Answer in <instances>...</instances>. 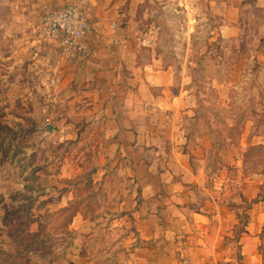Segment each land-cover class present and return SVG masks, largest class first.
<instances>
[{
    "label": "rangeland",
    "instance_id": "rangeland-1",
    "mask_svg": "<svg viewBox=\"0 0 264 264\" xmlns=\"http://www.w3.org/2000/svg\"><path fill=\"white\" fill-rule=\"evenodd\" d=\"M28 1L0 0V264H128L130 239L113 222L124 182L99 155L83 81L54 69L70 59L49 60L43 76L16 54L28 40L32 50L62 52L47 38L55 35L48 20L83 1L90 10V0L48 13L28 10ZM100 1L116 30L142 41L139 63L170 71L172 95L211 124L210 169L227 160L245 117L264 134V9L253 0ZM247 165L264 175V150Z\"/></svg>",
    "mask_w": 264,
    "mask_h": 264
},
{
    "label": "crops",
    "instance_id": "crops-1",
    "mask_svg": "<svg viewBox=\"0 0 264 264\" xmlns=\"http://www.w3.org/2000/svg\"><path fill=\"white\" fill-rule=\"evenodd\" d=\"M72 1L25 5L48 13ZM253 1L264 9V0ZM89 6L88 58L54 69L83 81L85 119L98 129L99 155L124 182L113 222L130 239L128 264H264V175L247 165L253 150H264V134L254 133L253 118L245 117L238 141L228 138L227 160L210 169L209 156L218 154L211 124L199 120L183 94L172 95L170 71L139 63L142 41L113 25L109 5L90 0ZM31 47L16 54L35 60L36 75L46 74L49 60L67 59Z\"/></svg>",
    "mask_w": 264,
    "mask_h": 264
},
{
    "label": "built area",
    "instance_id": "built-area-1",
    "mask_svg": "<svg viewBox=\"0 0 264 264\" xmlns=\"http://www.w3.org/2000/svg\"><path fill=\"white\" fill-rule=\"evenodd\" d=\"M87 9V2L83 1L54 13L48 20L55 35L47 38L60 42V53L67 59L88 58L91 52L88 38L93 34V27Z\"/></svg>",
    "mask_w": 264,
    "mask_h": 264
}]
</instances>
